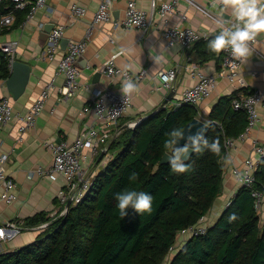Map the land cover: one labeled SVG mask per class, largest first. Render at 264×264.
<instances>
[{
  "label": "crops",
  "instance_id": "0c3cea01",
  "mask_svg": "<svg viewBox=\"0 0 264 264\" xmlns=\"http://www.w3.org/2000/svg\"><path fill=\"white\" fill-rule=\"evenodd\" d=\"M128 1L112 0L111 20L95 23L94 15L99 8L100 0H47L46 5L37 10L32 17L27 16L22 24L11 26L5 33H0V51L5 53L1 49L3 43L14 42L15 58L28 62L32 67L29 84L19 99L11 95L5 79L0 78V96L10 99L14 111V117L9 122L0 124V157L7 156V161L4 164L0 162V166L15 179L17 194L15 201L0 204V226L9 221L24 225L26 217L43 211L53 216L64 208L58 192L66 187V179L63 175L50 170L53 153L48 143L73 141L87 129L93 122V115L83 112V107L92 102L96 89L109 85L115 90H120L122 77L111 79L104 73V64L109 58L114 56L118 66L129 69L133 74L139 73L142 69L147 71L145 78L138 83L139 91L132 95L133 105L120 121L122 126L119 127V132L126 126L134 127L159 108L175 107L180 102L184 90L197 82L194 76L197 69L205 73L220 69L223 51L216 54L208 48V42L218 34V30L214 31L216 28L214 18L218 10L212 7L211 0H195L205 6L210 13L201 11L187 0H179L169 15L170 25L181 22L185 26L191 25L199 33V38L190 47L185 48L180 44L167 45L162 34L163 19L157 11L153 15L152 27L146 31L119 24L118 22L125 16ZM151 1L136 0L137 4L148 12L151 11ZM74 4L86 8V14L76 15L73 12ZM224 18L230 17L225 14ZM50 24L54 27L63 24L65 28L60 47L55 58L51 60L42 57L50 31L54 28L47 32L45 27ZM89 29L92 33L87 48L76 60L80 71L79 87L71 94H64L61 89L66 85L67 77L58 67L59 60L65 55L69 43L84 38ZM62 40H66L65 43L63 41V45ZM254 48L253 56L241 68L244 83L219 78L212 93L197 106L200 118L210 123L211 112L225 96H242L257 89H264V36L258 38ZM152 56H159V62L155 63ZM172 67H177L178 72L173 89L168 92L158 90L157 86L161 82L159 72ZM47 86L49 96L36 125L24 132L21 131L22 120L16 115L25 114ZM171 91L174 93L168 99ZM259 113V124L251 135L238 141L231 156L224 160L223 189L209 213L211 223L218 218L241 187L233 174V168H242L245 159L251 155L258 156L254 151L255 138L264 146V101L259 106ZM118 133H115L112 139ZM109 144L110 141L103 147L101 153L108 152ZM86 152L89 153V150L85 149ZM101 153L94 159L88 157L85 160L88 178L101 172L111 156V153H107L100 161ZM40 167L46 172H39ZM2 191L3 186L0 184V194ZM260 215L263 222L264 203ZM42 226L43 224L36 227L24 226L19 234L0 242V253L30 243Z\"/></svg>",
  "mask_w": 264,
  "mask_h": 264
},
{
  "label": "trees",
  "instance_id": "16d2710c",
  "mask_svg": "<svg viewBox=\"0 0 264 264\" xmlns=\"http://www.w3.org/2000/svg\"><path fill=\"white\" fill-rule=\"evenodd\" d=\"M31 9L32 4L17 8L14 0H0V21L2 15H15L10 26L0 23V33L22 24ZM10 61L0 51V78L11 75ZM235 97L221 98L209 116L206 138L218 140L220 152L193 153L184 173H173L168 162H161L164 141L171 129H184L199 116L197 106L162 107L134 127L122 128L110 140L100 161L111 156L82 200L63 214L67 205L53 216L43 211L26 217V227L46 225L30 243L1 252L0 264H163L180 231L209 215L222 192L225 138L238 137L248 123L247 112L233 108ZM256 179L252 188L240 187L207 233L187 238L168 264H264V221L252 194L253 188L264 193V159ZM126 189L151 195L152 212L129 208L121 219L115 196Z\"/></svg>",
  "mask_w": 264,
  "mask_h": 264
},
{
  "label": "built area",
  "instance_id": "2783aa9c",
  "mask_svg": "<svg viewBox=\"0 0 264 264\" xmlns=\"http://www.w3.org/2000/svg\"><path fill=\"white\" fill-rule=\"evenodd\" d=\"M17 8H24L27 4H32V9L28 14V18L43 8L47 0H14ZM190 4L196 6L205 13L210 11L195 0H187ZM179 0H158L151 1V11L148 12L139 6L136 0H129L126 7V13L122 20L118 23L127 27H138L143 30H148L153 25V15L157 11L163 19V37L168 46L180 44L182 47H190L198 38L199 33L191 25L185 26L183 23L170 25L169 15L174 11ZM111 4L112 0H100L98 10L94 15V22H103L111 20ZM86 8L78 4L73 5V12L76 15L83 16L86 14ZM186 17V14L184 15ZM15 16L12 13L2 15L1 25L3 27L13 24ZM65 28L63 24L56 25L49 34L48 43L42 52V57L45 59H54L57 50L60 47L61 39L64 37ZM92 31L89 29L87 35L80 39L69 43L65 55L59 60V69L66 74V85L61 89L64 94H71L79 87V68L76 65V60L83 55L87 48L88 40ZM258 40V39H257ZM113 41V40H112ZM256 44V43H255ZM1 49L11 56L15 57V43L6 42L1 45ZM242 65L239 62L233 61L228 51H223V58L221 67L216 72L205 73L197 69L194 76L197 82L186 88L182 94V98L177 105L188 103L198 106L203 99L208 97L219 78H227L230 81H237L244 83L242 74ZM104 73L107 77L115 79L122 77L123 80L131 79L135 83H139L147 75L146 69H142L139 73L133 74L129 69L118 66L115 63L114 56L109 58L104 64ZM177 67H172L168 70H162L158 76L160 78V85L158 90L166 91L173 89V84L177 78ZM52 85V84H50ZM49 85V86H50ZM49 86L43 89L40 97L33 102L32 106L25 114H17L16 117L22 120L20 129L26 131L36 125L37 118L44 108L45 101L49 96ZM264 101V89H257L248 94L237 96L233 99V108L236 110H245L248 114V123L244 131L238 137H226L224 141L225 152L224 160L231 156L232 151L236 148L238 141H242L249 137L254 128L259 124L260 113L259 106ZM133 105V96L125 98L120 90H115L109 85L96 89L92 102L83 107V112L93 115V122L86 130L81 132L75 140L60 142H49L48 146L53 153V161L51 171L63 175L66 179L65 186L59 190L58 197L61 203L66 206L71 200L78 203L82 200L93 184L92 178H88L85 170L84 162L89 157L94 159L97 157L103 147L113 138L115 133L119 132V124L123 116ZM176 105V106H177ZM14 117L13 106L10 99L6 96H0V124L9 122ZM254 151L258 155L249 156L245 159L243 167H234L233 174L241 184L252 188L256 183V172L262 159H264V146H262L258 139H254ZM85 149L89 153H85ZM7 161V156L2 155L0 162L4 164ZM39 172H46L44 168H39ZM0 184L3 186V191L0 194L1 203H11L16 200L17 194L15 192L16 181L8 175L0 166ZM252 194L255 197V206L261 212L264 203V193L253 188ZM66 208L62 214L65 213ZM211 224L209 215H204L197 224L184 228L180 231L179 238L176 244L170 247L169 255H172L176 249L182 245L187 238L194 235H202L207 233L208 227ZM45 225V224H43ZM23 223H16L13 221L6 222L5 225L0 226V242L12 238L19 234L23 229Z\"/></svg>",
  "mask_w": 264,
  "mask_h": 264
},
{
  "label": "clouds",
  "instance_id": "9594fccd",
  "mask_svg": "<svg viewBox=\"0 0 264 264\" xmlns=\"http://www.w3.org/2000/svg\"><path fill=\"white\" fill-rule=\"evenodd\" d=\"M212 7L218 10L214 18L215 30L218 34L208 42L211 52L219 54L228 51L235 62L245 65L255 52L254 45L259 37L264 36V0H211ZM225 14L229 19H225ZM163 45H161L162 47ZM155 63L159 62V56L153 57ZM125 98L131 97L139 91V86L131 79H125L120 87ZM208 125L199 127L195 134L185 137V130L173 128L167 133L164 141V149L168 154V163L173 173H184L189 170L186 163L193 153H202L205 149L218 154L220 152L219 141L209 143L206 138ZM184 139L183 146H177ZM132 179H135L133 175ZM117 208L121 219L128 215V209L132 208L136 213H151L153 198L151 195L136 190H124L115 196ZM236 219L233 214L229 221Z\"/></svg>",
  "mask_w": 264,
  "mask_h": 264
},
{
  "label": "water",
  "instance_id": "95a60500",
  "mask_svg": "<svg viewBox=\"0 0 264 264\" xmlns=\"http://www.w3.org/2000/svg\"><path fill=\"white\" fill-rule=\"evenodd\" d=\"M53 27H54V25L50 24V25L45 27V30L47 32H49ZM63 41L65 43L66 40H62V45H63ZM10 68H11V75L5 79V83H6V86L9 90V92L11 93V95L15 99H19L20 96L25 92V90L29 84L32 67L28 62H25L23 60H20V59L14 57L10 61ZM173 93H174V91L169 92L168 99H170L172 97ZM138 123H136L135 125H137ZM204 124L208 125L207 132L205 134L207 136L209 133V130H210V123L208 121L203 120L199 116H197L194 119H192L190 122H188L187 125L184 127L185 137L188 135V130H191V134H195L197 129ZM184 143H185V140L182 139L178 142L177 146L178 147L183 146ZM104 154H105V152H102L101 155L99 156V159H101L104 156ZM161 162L162 163L168 162L167 152L164 154ZM71 203H72V201L69 200L67 203V208L70 207Z\"/></svg>",
  "mask_w": 264,
  "mask_h": 264
},
{
  "label": "rangeland",
  "instance_id": "374dc122",
  "mask_svg": "<svg viewBox=\"0 0 264 264\" xmlns=\"http://www.w3.org/2000/svg\"><path fill=\"white\" fill-rule=\"evenodd\" d=\"M64 210V209H63ZM63 210L60 211V213L62 214ZM46 225V224H45ZM44 226V225H43ZM181 246H179L178 248H180ZM172 255H168L166 260L164 261L163 264H168L170 262Z\"/></svg>",
  "mask_w": 264,
  "mask_h": 264
}]
</instances>
